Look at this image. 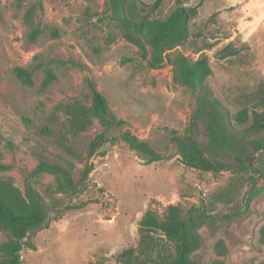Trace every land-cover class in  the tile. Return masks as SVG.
<instances>
[{
  "label": "rangeland",
  "instance_id": "rangeland-1",
  "mask_svg": "<svg viewBox=\"0 0 264 264\" xmlns=\"http://www.w3.org/2000/svg\"><path fill=\"white\" fill-rule=\"evenodd\" d=\"M154 1L137 0L139 12L164 18L179 5L197 7L176 50L191 62L208 56L204 83L222 118L198 113V90L175 83L169 63L148 65L123 38L108 0H0V162L8 166L0 180L22 193L32 185L49 213L48 225L25 239L20 264H120L122 250L138 247L143 213L162 214L168 204L205 213L194 264H264V146L250 145L264 131H244L254 111H264V0H162L151 11ZM228 43L232 55L219 58ZM17 68L31 73V83ZM47 70L54 79L42 86ZM92 88L125 124L101 125L90 111ZM212 121L232 138L225 149L209 135ZM125 130L163 157L147 161L121 138ZM102 131L106 141L88 156ZM185 135L232 168L185 164L174 139ZM39 161L70 167L76 187L59 175H30ZM151 235L156 252L168 248L159 232ZM12 240L0 229V263Z\"/></svg>",
  "mask_w": 264,
  "mask_h": 264
},
{
  "label": "trees",
  "instance_id": "trees-1",
  "mask_svg": "<svg viewBox=\"0 0 264 264\" xmlns=\"http://www.w3.org/2000/svg\"><path fill=\"white\" fill-rule=\"evenodd\" d=\"M162 0H155L150 9L155 11ZM137 0H108L111 14L122 30L123 38L135 45L148 65L152 68L161 66L164 62L172 66V78L175 83L199 93V114H207L212 119L222 118L223 113L220 101L213 95L204 83L207 76L212 73L209 59L206 54H200L193 62L176 50L189 35V20L196 16V6H177L166 17H149L141 14ZM36 34V30L34 31ZM232 55V45L228 43L218 51L219 58ZM16 75L24 82L31 83V73L23 68L16 69ZM54 75L50 70L42 81L46 86ZM211 108V109H208ZM90 111L105 129L112 126H121L126 121L116 118L108 109L104 96L92 88V106ZM253 122L244 129L246 132L258 133L264 131V111L253 113ZM212 141L221 149L230 146L231 137L220 133L214 121L207 126ZM121 138L147 161L160 160L163 155L144 140L133 135L129 130L121 133ZM179 151L187 165L202 169L221 171L232 168V163H222L202 155L188 135L184 139L175 136ZM106 141L104 132L94 136L87 147L88 156H92ZM187 142L194 147V154L188 150ZM262 138L250 139L254 151L264 146ZM100 154H103L101 151ZM240 160V166L244 167ZM8 166L0 162V170ZM86 166L83 172L85 177L90 170ZM48 173L59 175L66 188L74 189L76 183L71 176L70 167H62L47 161H39L30 175ZM256 193L252 189V194ZM205 213L203 211L184 213L181 205L168 204L162 214L156 210L147 209L139 220L138 247H129L122 250L117 256L120 264H194L190 255L201 245V237L197 227L201 224ZM49 213L39 192L29 184L25 185L24 193L11 182L0 180V229L6 230L12 237V242L6 246V256L0 264H20L21 251L28 235L35 233L48 225ZM153 232H159L166 241L168 248L156 252L152 243Z\"/></svg>",
  "mask_w": 264,
  "mask_h": 264
}]
</instances>
